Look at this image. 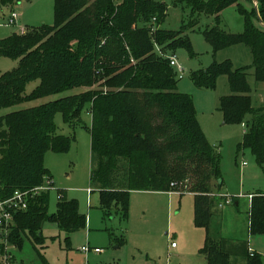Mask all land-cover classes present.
<instances>
[{
    "label": "trees",
    "instance_id": "obj_1",
    "mask_svg": "<svg viewBox=\"0 0 264 264\" xmlns=\"http://www.w3.org/2000/svg\"><path fill=\"white\" fill-rule=\"evenodd\" d=\"M20 1L0 0V5ZM187 1L191 25L201 13L215 18V26L204 31L214 52L245 43L253 53L254 76L264 82V29L250 21L244 8V32L231 33L220 25L221 12L240 6V0H174L176 5ZM250 1L252 15L264 21V0H257L258 11ZM167 11V4L157 0H55L53 26L0 39V55L20 60L17 69L0 74V110L77 91L0 116V195L9 197L17 189L31 190L52 179L46 153L68 152L74 141L57 133L55 117L62 113L66 123L81 124L89 104L91 183L99 188L105 212L117 208L127 219L135 190L193 193L196 224L208 230L202 248L208 264H264V256L251 251L247 241L209 233L223 197L221 158L199 124L193 98L179 90L170 56L183 47L191 56L194 51L184 34L187 25L178 31L162 27ZM220 75L228 76L231 93L221 98L219 110L226 122L246 126L239 151L251 150L264 165V105L252 104L247 68L215 61L192 78L197 86L215 88ZM35 79L37 88L27 94V83ZM49 201V191L33 194L27 207L15 214L11 247L21 250L26 239L35 248L43 244L45 222L68 233L86 225L77 200L62 198L54 213L49 212ZM250 231L264 234V192L252 197ZM36 250L42 264H49ZM3 253L0 244V257Z\"/></svg>",
    "mask_w": 264,
    "mask_h": 264
},
{
    "label": "rangeland",
    "instance_id": "obj_2",
    "mask_svg": "<svg viewBox=\"0 0 264 264\" xmlns=\"http://www.w3.org/2000/svg\"><path fill=\"white\" fill-rule=\"evenodd\" d=\"M121 1L116 0V3ZM157 1H163L168 7L162 24L164 29L178 31L187 25L184 34L189 37L194 55L191 56L185 47L174 53L184 67V76L178 83L179 90L193 98L199 124L221 158L223 184L219 194L223 197L218 195L220 202L215 207L209 233L214 238L247 241L252 251L264 256V234L250 231L252 197L257 192H264V165L257 162L251 150L239 151L245 124L226 122L219 110L221 98L231 93L229 78L220 75L215 88L197 86L192 78L195 71L206 69L215 61L222 63L229 60L235 69L247 68L252 104L254 107L263 106L264 82H258L254 76L252 50L245 43H240L214 52L204 35L205 30L216 24L213 16L201 13L196 24L191 25L192 7L188 1L177 5L174 0ZM241 8L250 12V21L264 29V24L251 13L253 7L250 0H240V6L231 5L221 12L222 29L235 34L245 31L247 19ZM13 12L21 17L15 24H10ZM54 24L55 0H21L13 5H0V39ZM19 65L18 58L0 55V74L13 71ZM38 84L37 79L29 81L26 93L34 91ZM73 93L77 91L1 109L0 116ZM88 110L89 104L82 111L81 124L74 126L64 121L62 113H57V133L72 137L74 141L68 152L50 150L45 155V166L56 185V189L49 192V212H56L62 198L75 199L80 212L87 217V223L68 233L56 223L45 222L43 244H37L35 248L26 239L21 250H12V254L16 255L15 263L42 264L38 249L49 264H208L202 253L208 230L196 224L195 195L177 191L135 190L130 194L127 219L117 208L112 209L111 215L103 210L99 188L91 183L92 142L89 127L92 117ZM88 188L94 191L89 194ZM59 192L62 193L61 199L58 198ZM84 245L90 246L91 250L83 251ZM98 247L102 251L96 252ZM235 262L240 263L238 260Z\"/></svg>",
    "mask_w": 264,
    "mask_h": 264
},
{
    "label": "built area",
    "instance_id": "obj_3",
    "mask_svg": "<svg viewBox=\"0 0 264 264\" xmlns=\"http://www.w3.org/2000/svg\"><path fill=\"white\" fill-rule=\"evenodd\" d=\"M20 19V14L13 12L9 20L10 24H15ZM24 29V28H23ZM170 64L176 69L178 78H183L184 67L178 62L176 55L170 56ZM56 189L54 182L48 179L44 184L32 188L31 190L17 189L9 197H2L0 195V244L4 247V253L0 257L2 264H11L13 258L12 250L14 249L10 245V237L14 224V217L20 210H24L29 202V199L33 194L41 192H50ZM91 192V189H89ZM58 198H62V194H58ZM227 202H229L227 200ZM175 244H173L174 246ZM90 246L85 245L82 247L83 251L89 252ZM96 252L101 251L100 248H95Z\"/></svg>",
    "mask_w": 264,
    "mask_h": 264
},
{
    "label": "crops",
    "instance_id": "obj_4",
    "mask_svg": "<svg viewBox=\"0 0 264 264\" xmlns=\"http://www.w3.org/2000/svg\"><path fill=\"white\" fill-rule=\"evenodd\" d=\"M20 17H21V15H20ZM51 180L53 181V179H51ZM53 182H54V181H53ZM54 186H55V188H56L55 182H54ZM89 189H91V188H88V189H87V191H88L89 194L92 193V192L94 191V190H91V192H90ZM59 191H60V190H59ZM59 193H60V192H59ZM59 193H58V194H59ZM61 194H62V193H61ZM191 194H193V193H191ZM193 195H194V194H193ZM172 245H173V244H172ZM84 246H85V245H84ZM98 248H99V247H98ZM250 249H251V247H250ZM14 250H16V249H14ZM90 250H91V249H90ZM90 250H89V251H90ZM101 251H102V250H101ZM251 251H252V250H251ZM99 252H100V251H99ZM253 252H256V251H253ZM15 262H16V255H15V259H14V263H13V264H16Z\"/></svg>",
    "mask_w": 264,
    "mask_h": 264
},
{
    "label": "water",
    "instance_id": "obj_5",
    "mask_svg": "<svg viewBox=\"0 0 264 264\" xmlns=\"http://www.w3.org/2000/svg\"><path fill=\"white\" fill-rule=\"evenodd\" d=\"M254 1V4H255V7H256V10L258 11V1L257 0H253ZM258 19L264 24V21L262 20V18L260 17V15L258 14Z\"/></svg>",
    "mask_w": 264,
    "mask_h": 264
}]
</instances>
